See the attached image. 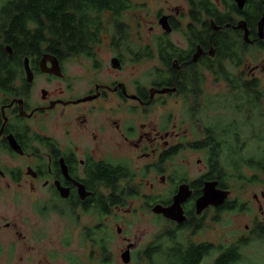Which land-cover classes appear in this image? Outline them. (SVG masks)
Masks as SVG:
<instances>
[{"label": "flooded vegetation", "instance_id": "1", "mask_svg": "<svg viewBox=\"0 0 264 264\" xmlns=\"http://www.w3.org/2000/svg\"><path fill=\"white\" fill-rule=\"evenodd\" d=\"M108 1L101 14L104 28L88 27L99 34L98 43L90 45L91 56H68L60 44L50 53L46 44L44 51L22 58L4 40L5 32H13L9 21L0 32V178L17 184L9 190L8 215L2 214L0 225L12 239L9 264H264V171H244L242 179L230 178L221 186L206 178L207 156L198 175L175 167L187 150L206 154L190 146L202 143L210 126L204 107L211 93L208 75L218 84V74L207 68V61L218 62L214 36L239 35L243 58L251 47L262 50L264 0H207L210 12L206 0H148L151 6ZM138 10L135 35L140 41L132 44L130 26L118 30V23ZM113 16L115 24H107ZM107 38L110 65L105 79L97 81ZM82 58L91 61L88 77L93 80L80 91L69 67ZM144 64L148 67L139 73ZM225 64L247 80L259 79L256 73L264 71V64L256 65L246 75L230 60ZM171 102L182 111L180 120L167 110ZM155 108L166 109L158 117ZM48 124L62 132L48 135ZM94 172L104 181L95 183ZM111 172L118 175L112 184ZM214 181L229 197L199 212L205 184ZM182 185H188L189 194L180 204L184 219L156 213L157 206L176 204ZM249 188H254L251 198L244 201ZM140 211L152 215L156 225L147 243L144 236L125 235L121 224L133 227ZM225 213L237 215L236 228L217 235V242L207 241L208 221L218 223ZM253 214L239 223V216ZM52 220L51 234L46 223ZM76 241H81L78 248Z\"/></svg>", "mask_w": 264, "mask_h": 264}, {"label": "trees", "instance_id": "2", "mask_svg": "<svg viewBox=\"0 0 264 264\" xmlns=\"http://www.w3.org/2000/svg\"><path fill=\"white\" fill-rule=\"evenodd\" d=\"M206 2V10L210 12L213 7L207 0ZM109 3L111 1L108 0H10L0 10V32L6 31L5 25L9 21L13 32H5L8 37L4 40L13 45L15 50L17 47L22 58L44 51L46 44V51L50 53L55 54L56 47L60 44L65 47L64 51L68 56L73 53L91 56L93 47L91 49L90 45L99 41V34L92 32V27L104 28L101 14L106 11V4ZM193 15L196 16L197 13ZM113 22L114 16L109 18L107 24H115ZM119 25L118 23V30ZM90 26L92 27L89 30ZM214 37L212 44L216 49L218 62L207 61V68L215 75L218 74V80H223L231 91V94L228 93L229 105L225 106L226 109L243 115L245 119L243 123L236 120L229 122L227 118L216 122L209 121L205 140L191 144L190 148L206 150L210 166L206 178L219 180L221 186H226L230 178L242 179L245 170L264 171V121L261 124L255 118V115L262 114L264 110V88L260 79L242 78L225 64L228 59L233 67L241 66L244 47L239 35L227 31L218 32ZM250 144L257 146L250 149ZM117 176L111 172L112 179L106 180L112 184ZM94 178L95 183L98 180L104 181V177L98 176L96 172Z\"/></svg>", "mask_w": 264, "mask_h": 264}, {"label": "rangeland", "instance_id": "3", "mask_svg": "<svg viewBox=\"0 0 264 264\" xmlns=\"http://www.w3.org/2000/svg\"><path fill=\"white\" fill-rule=\"evenodd\" d=\"M7 1H10V0H0V8ZM141 2H144L145 4L149 3L150 6L152 5L150 2H148V0H131V3L135 5L141 4ZM137 12L133 11L132 13L133 17H130L131 12H128L123 16V18L119 19L120 25L125 24L127 28L128 26H130L129 27L130 34H128L127 36H129L128 40H130L131 38L132 44L133 43L138 44L140 41L138 36L135 35L136 34L135 28H136L138 18H135L134 16H136L137 14H140L141 10H138ZM109 25H112V24H109ZM106 35L109 36V34H106ZM105 41L106 43L103 44L104 48L99 54V57L101 58L100 67L103 69V73L97 75L96 77L97 81L101 79H105V76L107 74V67L110 65V63L107 64V59L111 57V53H110L111 49H110V45L108 44L110 42V39L107 38L105 39ZM141 42L143 43L144 40H141ZM244 52H245L244 64L239 67L238 72H242V73H245L246 75L247 74L250 75L251 69H253L256 65L262 66L264 64V49L260 50L256 47H251L245 50ZM91 64H92L91 61L87 58L75 59V60L73 59V61L71 62L70 67H69V73H71V76L75 75L78 79V82L74 83V85L76 84V89L81 91L85 89V84L87 86L91 84L93 79H89L88 77V74L92 73ZM147 67L148 65L144 64L142 67L139 68V73H141V70H143L144 72ZM256 75L260 77L259 79L261 80L262 88H264V71L259 70L256 73ZM244 77L247 78L245 75ZM206 88L208 90L211 89L209 91L211 92L210 95L206 97L207 101L204 107V113H205L207 122L209 121L216 122L220 119L227 118L229 122L236 120L237 122L243 123L242 121L245 119L243 115L241 114L237 115L236 112H234L233 110H228L225 107L226 105H229L228 104L229 99L227 98L229 94H228L227 84L223 80H218V84H217L214 82V78L208 75ZM217 93H218V97L213 96ZM166 108H168L167 110L175 112L176 121L182 118V111H180V109L176 106L174 108L173 102L169 103V105ZM164 109L155 108L153 111L156 112L158 117H161L164 114V111H163ZM255 118L259 123L262 124L264 121V110L262 111V114L255 115ZM48 127L50 129V131L48 132V135L57 136L62 132V129H60L58 125L56 124H48ZM191 133H193L192 129L188 130V136L191 137ZM258 143H260V141H258ZM252 146L253 148H256L257 145L250 144V149L252 148ZM206 156L207 154H205L204 152H194L193 150H190V151L187 150L184 153H182L180 155V158H178V160L175 162V167L177 168L179 165H183L188 171H190V174L192 176L198 175L200 170L203 169ZM199 159L202 160L201 165L197 164ZM249 173L252 174V171L248 170L246 172V175H248ZM23 183H24V180L22 181V184ZM16 185L17 184H15L9 177L0 178V225L1 226L4 225V222L1 219L2 214H4V216L6 214L8 215V207H10L9 202H10V197L12 195H11V192H9V190H13V187H15ZM253 190L254 188H249L247 193H243L244 196H242V199L244 201H249V199L251 198L250 195ZM121 217L124 218L122 214H121ZM127 217H129V215ZM239 217L240 219L238 221L241 225H243L249 222L250 219L254 217V214L250 215L249 217L248 215H242V217L241 216ZM151 218H152V215H147L143 211H140L137 217V221L135 222L133 227L130 228L127 223L124 224L123 222H121L122 227L125 229L126 234L125 233L124 234L125 235L134 234V237L135 236L138 237L139 235L144 236L143 242L147 243L149 240L153 238L154 234L157 232L156 225H154V222L151 220ZM46 224L48 227L52 228V225H54L55 222L52 220V221H48V223ZM236 224H237V215L235 213H225L220 217V221L218 223H214L213 220L208 221L205 232L203 233L204 238L207 241L217 242L218 241L217 235H220L222 233H225V234L231 233V231L234 228H236ZM112 225L114 226V229L116 232V226L113 222H112ZM52 233H53V228L51 229V234ZM118 239H120V237L116 238V241L114 242V245L112 246V248L117 247V243L119 242ZM11 241L12 239L9 237L8 231L1 230L0 231V264H9L8 257H9V248L12 245ZM80 242L81 241H76V243L74 242V246L78 248L80 245Z\"/></svg>", "mask_w": 264, "mask_h": 264}, {"label": "water", "instance_id": "4", "mask_svg": "<svg viewBox=\"0 0 264 264\" xmlns=\"http://www.w3.org/2000/svg\"><path fill=\"white\" fill-rule=\"evenodd\" d=\"M217 186L218 182L215 181L207 182L205 184V187L203 189V196L197 202V208L199 212L206 209L210 205L220 206L226 202L229 197V192L220 190L217 188ZM187 189L188 185H182L180 187L178 196L176 197V200L178 201H176V204L174 206L170 208H163L161 206H157L154 211L156 213H163L166 217L181 222L184 217L181 216L182 210L180 204L185 201L189 196ZM179 212H181V214H179Z\"/></svg>", "mask_w": 264, "mask_h": 264}]
</instances>
